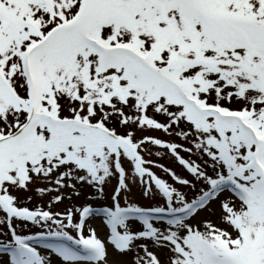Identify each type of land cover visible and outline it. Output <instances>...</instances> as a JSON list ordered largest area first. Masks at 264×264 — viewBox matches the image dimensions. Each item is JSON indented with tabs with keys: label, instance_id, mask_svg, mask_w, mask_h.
Returning <instances> with one entry per match:
<instances>
[{
	"label": "snow or ice",
	"instance_id": "1",
	"mask_svg": "<svg viewBox=\"0 0 264 264\" xmlns=\"http://www.w3.org/2000/svg\"><path fill=\"white\" fill-rule=\"evenodd\" d=\"M0 264H264V0H0Z\"/></svg>",
	"mask_w": 264,
	"mask_h": 264
},
{
	"label": "rangeland",
	"instance_id": "2",
	"mask_svg": "<svg viewBox=\"0 0 264 264\" xmlns=\"http://www.w3.org/2000/svg\"><path fill=\"white\" fill-rule=\"evenodd\" d=\"M155 134L158 135V136H160V137H162V138H169V137L166 136V134H165L163 131L157 132V133H155ZM171 139H176V137H171ZM157 158H158V157H157ZM168 162H169V163H172V160H169ZM176 167H177V169L180 168V165H179L178 162H176ZM201 215H204V213H202ZM96 223H99V222L97 221ZM103 234H104V233L101 232V235H103ZM110 257H112V259H116V258H117V257L112 256L111 250H110Z\"/></svg>",
	"mask_w": 264,
	"mask_h": 264
}]
</instances>
